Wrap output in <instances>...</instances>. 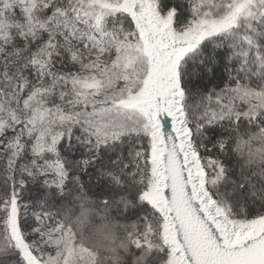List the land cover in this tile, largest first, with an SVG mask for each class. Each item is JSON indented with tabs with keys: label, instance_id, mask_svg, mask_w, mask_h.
I'll return each instance as SVG.
<instances>
[{
	"label": "snow or ice",
	"instance_id": "6c2138e0",
	"mask_svg": "<svg viewBox=\"0 0 264 264\" xmlns=\"http://www.w3.org/2000/svg\"><path fill=\"white\" fill-rule=\"evenodd\" d=\"M0 264H264V0H0Z\"/></svg>",
	"mask_w": 264,
	"mask_h": 264
}]
</instances>
